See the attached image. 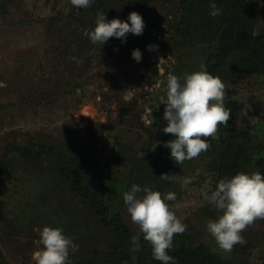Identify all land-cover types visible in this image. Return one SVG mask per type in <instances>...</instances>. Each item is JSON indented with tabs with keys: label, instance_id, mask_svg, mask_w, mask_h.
<instances>
[{
	"label": "rangeland",
	"instance_id": "obj_1",
	"mask_svg": "<svg viewBox=\"0 0 264 264\" xmlns=\"http://www.w3.org/2000/svg\"><path fill=\"white\" fill-rule=\"evenodd\" d=\"M6 1L9 10L0 13V264H34L32 253L42 247L36 241L44 226L63 228L78 246L70 251L71 264H104L101 252L119 240L116 232L102 224L91 202L61 175L55 154L75 149L87 158L107 159L120 144L128 148L126 161L111 166L98 186L110 218L121 215L136 235L139 229L130 219L123 193L133 184L172 192L176 200L169 203L180 205L176 214L187 224L185 233L174 236L178 243H204L224 264H264V219L249 226L242 233L246 242L231 252L221 250L207 231L206 222L221 213L201 194L205 184L213 188L216 174L200 163L218 158V136L208 138L209 151L179 165L163 146L175 139L163 132L167 121L161 97H166L167 76L199 71L207 51L206 45L181 42L178 2L149 4L142 35L110 38L96 44L92 57L70 62L58 55L63 41L57 34L64 27L55 25L61 13L67 15L74 7L70 0ZM261 1L253 10L259 20L250 28L252 34H264ZM124 14L129 15L128 9ZM150 45L157 47L149 51ZM136 49L142 53L140 62L132 57ZM224 83L231 118L226 127L219 126L217 135L248 130L251 150L264 158V76L253 73ZM36 88L51 89L49 98L37 102ZM42 145L53 151L39 159L18 151L27 147L36 153ZM150 170L156 176L147 178L145 171ZM250 170L260 167L252 163ZM162 174L177 179L162 181ZM186 177L194 179L185 186L181 180ZM125 242L130 255L133 244Z\"/></svg>",
	"mask_w": 264,
	"mask_h": 264
},
{
	"label": "trees",
	"instance_id": "obj_2",
	"mask_svg": "<svg viewBox=\"0 0 264 264\" xmlns=\"http://www.w3.org/2000/svg\"><path fill=\"white\" fill-rule=\"evenodd\" d=\"M168 1L178 2L180 8L176 30L180 34L181 42L206 45L205 67L210 74L220 77L223 82L253 73L264 76V34L250 33L251 27H257L259 17L253 14V10L260 7L261 0H93L88 8L73 7L67 15L61 13L62 16L57 17L55 25L62 24L64 27L57 34L63 41L62 46L57 48L58 55L70 62L73 57L76 60L85 56L92 57L97 43L93 44L87 33L94 29L97 13L105 14L109 21L121 20L129 16L124 14V10L128 9L129 14L133 11L141 14L145 22L149 4ZM211 3L221 9L220 15H210ZM6 10H9L7 1L0 0V13L5 14ZM49 90L51 89L36 88V101L40 103L48 99ZM165 106L162 105L163 108ZM217 136L215 144L217 147L221 144L218 158L214 163L210 161L208 165L200 163L201 168L216 174L212 190L224 177H232L238 172L251 173L252 163L264 169V158L255 156L251 150V134L248 130L228 135L219 133ZM116 146L112 149L113 155L107 159L101 157L102 155L87 158L80 150L75 149L61 151L55 157L61 175L82 197L91 202L96 213L100 215L102 224L113 227L116 232L119 240L111 248L101 252L104 264H161L153 258L151 246L143 239V235L140 236V250L126 255L122 244L126 240L131 242L134 234L128 230L121 215L109 217L108 208L99 198V184L103 183L111 166L123 163L128 153L125 145L120 144L118 148ZM18 151L24 157L36 156L39 159L45 152L53 150L42 145L36 153L27 147ZM145 172L146 177L150 178L154 171ZM175 241L174 238L173 248L168 254L175 258L177 264H224L204 243L189 246Z\"/></svg>",
	"mask_w": 264,
	"mask_h": 264
},
{
	"label": "clouds",
	"instance_id": "obj_3",
	"mask_svg": "<svg viewBox=\"0 0 264 264\" xmlns=\"http://www.w3.org/2000/svg\"><path fill=\"white\" fill-rule=\"evenodd\" d=\"M92 2L70 0L76 8H88ZM210 7L212 17L221 14V9L215 3H211ZM144 28L141 14L135 11L129 14L127 21H109L105 14L97 13L95 27L87 36L93 44L103 45L113 37L126 40L128 33L140 36ZM156 47L150 45L149 51ZM132 57L140 62L141 51L134 50ZM166 89V97H161L162 104L166 105L163 118L167 121L163 132L171 134L175 139L167 141L163 146L170 149V157L179 165L209 151L211 143L208 138L217 136L220 125L227 126L231 109L224 103L227 96L225 83L220 77L210 74L203 64L199 71L186 73L183 77L169 73ZM159 179L172 181L177 176L162 174ZM193 179L186 177L181 183L186 186ZM201 194L221 213L216 219H209L206 228L218 247L225 252H231L237 244H244L246 241L242 233L257 220L264 219V175L259 171L238 172L232 177H224L217 182L214 190L205 184ZM175 200V193L164 194L150 187L141 189L136 184L131 186L130 191L123 193V202L130 219L139 229L131 237V251L140 250L142 234L151 246L155 260L161 264H177L168 252L173 248L174 236L185 233L187 224L176 214L180 205L169 203ZM36 243L42 247L32 253L34 264H71L70 251L78 250V246L64 234L61 227L44 226Z\"/></svg>",
	"mask_w": 264,
	"mask_h": 264
},
{
	"label": "water",
	"instance_id": "obj_4",
	"mask_svg": "<svg viewBox=\"0 0 264 264\" xmlns=\"http://www.w3.org/2000/svg\"><path fill=\"white\" fill-rule=\"evenodd\" d=\"M160 109L157 107L156 111H159ZM259 172H261V175H264V169H260Z\"/></svg>",
	"mask_w": 264,
	"mask_h": 264
}]
</instances>
